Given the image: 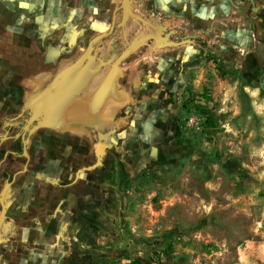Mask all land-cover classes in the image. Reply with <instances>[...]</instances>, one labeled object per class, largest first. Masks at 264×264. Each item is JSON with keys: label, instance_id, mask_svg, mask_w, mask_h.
<instances>
[{"label": "rangeland", "instance_id": "374dc122", "mask_svg": "<svg viewBox=\"0 0 264 264\" xmlns=\"http://www.w3.org/2000/svg\"><path fill=\"white\" fill-rule=\"evenodd\" d=\"M120 2L0 0V123L65 92L7 195L0 264H264V0ZM82 81L90 120L64 123Z\"/></svg>", "mask_w": 264, "mask_h": 264}, {"label": "flooded vegetation", "instance_id": "af4514ba", "mask_svg": "<svg viewBox=\"0 0 264 264\" xmlns=\"http://www.w3.org/2000/svg\"><path fill=\"white\" fill-rule=\"evenodd\" d=\"M120 5H121V2H120ZM120 5H119L117 11H121ZM129 6H130V0H129L128 7ZM117 11L113 12V14L115 13V17H116ZM113 14H112L110 22H109V28H110L111 23H112ZM114 29H115V19H114ZM114 29H113V31H114ZM113 31H112V33H113ZM72 72L74 73V70ZM72 76H73V81H74V75H72ZM62 86H63V84L59 85V82L58 83L54 82L52 84V86H50L48 89L49 93H47L45 95L43 92L41 93V91L38 93H35V95L28 101V105H27L25 111L21 110L18 113L13 114L14 110L11 109L10 107H8L7 109L12 114H9L7 119H5L4 121H1V123H0V128H1L0 129V154H1L0 163H5L7 161H11L13 159L15 160V159H19V158L24 160L23 161L24 165H23L22 169L19 170L18 172H14L12 174L10 180L4 182L1 189H0V193H1L4 186L6 184L10 183V186L8 187V189L4 195V199H3L4 208H5L4 215H6V212H7L6 198H7L9 191L12 190V188L14 187L15 183L17 182V180H18L17 178L19 176H21V175H27L28 176V174L30 173V171H29L30 162L35 161L28 154V150L33 146V143L31 141L32 134L33 133L35 134L38 130H40L39 126L41 125V122H43L46 119V116L49 115L50 106L52 105L51 100L53 98H55L57 95L60 97L57 100L58 102L62 98L60 95L62 93H65L62 89H60V87H62ZM59 89L61 90V92ZM58 92H59V94H58ZM53 93H55L54 94L55 96L53 95ZM12 102H13V100H12ZM44 139L46 141H44V143L41 144L40 155H42L46 150L49 149L50 142L48 141L47 138H44ZM18 149H20L19 153L17 152ZM71 152H72V155L74 156V149H72ZM10 165H13V163ZM32 167H33V165H32ZM2 175H4V173ZM14 175H15V179L12 182V178ZM71 188H74V185L71 186ZM0 211H1V206H0Z\"/></svg>", "mask_w": 264, "mask_h": 264}, {"label": "water", "instance_id": "95a60500", "mask_svg": "<svg viewBox=\"0 0 264 264\" xmlns=\"http://www.w3.org/2000/svg\"><path fill=\"white\" fill-rule=\"evenodd\" d=\"M128 4H129V0H121V5H120V9H121V12L123 14V16L125 17L126 16V13H127V10H128ZM114 19H115V13L113 14V19H112V23H111V26L109 28V30L105 33H102V34H99L97 36H95L88 44L87 48L85 49V51L80 55V57L70 66L68 67L66 73H69V72H72L73 70H75L78 66H80L84 60L89 56L91 50H92V44L97 41V40H101V39H104L106 37H108L113 29H114ZM132 50H133V47H128L127 49H125L116 59L115 61L110 65V70L104 80V83L102 85V88H101V93L104 94L106 89L108 88V86L110 85V83L112 82V79L116 73V70L118 68V66L132 53ZM93 167H88V168H84L82 169L81 171H84V170H91ZM25 170V169H24ZM79 171L77 174H76V177L78 176V174L81 172ZM24 172V171H23ZM15 179V175L13 176L12 178V182L14 181ZM10 186V183L6 184L2 190V192L0 193V206H1V211H0V228H1V225H2V221H3V218H4V211H5V208H4V195L8 189V187Z\"/></svg>", "mask_w": 264, "mask_h": 264}, {"label": "crops", "instance_id": "0c3cea01", "mask_svg": "<svg viewBox=\"0 0 264 264\" xmlns=\"http://www.w3.org/2000/svg\"><path fill=\"white\" fill-rule=\"evenodd\" d=\"M89 92L87 90L84 89V83L82 81V83L79 85H77L74 89V83L71 84V89L68 93V95L65 97V102L67 104L66 107V111L69 116H70V121H64V123H71V124H80V123H85V122H88L90 120V113L86 114L85 116H88L86 119H84L83 117H81V112L80 110H82L80 107V104L79 102L85 98L88 97V94ZM111 94H109L108 96L107 95H104L103 98H102V106L100 107L99 111L97 109V112L102 115L104 118L105 116L108 118V120H110V112H111V107H110V101H111ZM60 97L57 95L55 98H53L51 101H52V105L50 106V111H49V114L51 115V113L53 112V109L52 108H57L58 107V99ZM61 100H63V97L61 98ZM77 101L76 103L74 101ZM105 102H108L109 104H105ZM105 108H108V112L106 110V113H105ZM94 111V109H93ZM68 116V117H69ZM67 118V117H66ZM52 119V117L50 118ZM55 121L57 120L56 118L54 119ZM62 122V121H61Z\"/></svg>", "mask_w": 264, "mask_h": 264}, {"label": "built area", "instance_id": "2783aa9c", "mask_svg": "<svg viewBox=\"0 0 264 264\" xmlns=\"http://www.w3.org/2000/svg\"><path fill=\"white\" fill-rule=\"evenodd\" d=\"M193 123H194L193 118L190 117V118H189V124L192 125Z\"/></svg>", "mask_w": 264, "mask_h": 264}]
</instances>
